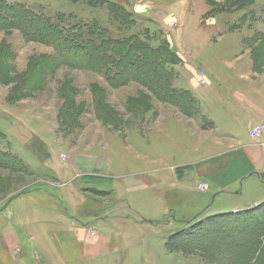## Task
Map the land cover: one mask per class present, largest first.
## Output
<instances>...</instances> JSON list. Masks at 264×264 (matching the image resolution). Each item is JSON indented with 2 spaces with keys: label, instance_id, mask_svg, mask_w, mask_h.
Masks as SVG:
<instances>
[{
  "label": "rangeland",
  "instance_id": "1",
  "mask_svg": "<svg viewBox=\"0 0 264 264\" xmlns=\"http://www.w3.org/2000/svg\"><path fill=\"white\" fill-rule=\"evenodd\" d=\"M2 1L0 153L22 165L0 168V264H220L196 248L212 251L223 240L214 231L230 214L264 209L262 201L232 210L264 191V154L248 176L253 167L242 147L196 154L197 147L220 142L228 149L232 142L214 128L202 145L207 137L195 121L151 87H112L100 74L64 65L52 46L29 40L6 17L8 6L21 4L53 20L64 15L71 26L96 21L115 39L137 35L165 45L179 59L167 63L173 86L184 90L186 66L218 71L245 49L264 76V0H107L126 12L123 20L106 4L90 5L97 0ZM166 108L182 123L165 120ZM238 132L250 143L248 131ZM184 163L196 164L180 177ZM229 185L238 194L219 197ZM180 234L186 251L168 248Z\"/></svg>",
  "mask_w": 264,
  "mask_h": 264
},
{
  "label": "trees",
  "instance_id": "2",
  "mask_svg": "<svg viewBox=\"0 0 264 264\" xmlns=\"http://www.w3.org/2000/svg\"><path fill=\"white\" fill-rule=\"evenodd\" d=\"M89 3L94 6L106 4L114 20H123L126 16L117 2L97 0L93 4L92 1ZM3 6L7 5L0 0V7ZM8 7L10 10L7 11L6 19L14 20V24L23 29L29 40L52 46L62 64L100 74L112 87L124 86L132 81L143 83L148 88L151 87L159 100L180 108L189 117L196 115L195 99L191 92L173 86V69H168L167 63L170 59H179L167 46L155 47L149 40H143L137 35L115 39L96 21L83 26H71L66 24L64 15L53 20L42 13L34 14L21 4ZM140 76L145 80L142 81ZM21 165L11 154L0 153V168L15 171ZM257 211L260 215L254 214ZM248 212L240 215L235 212L234 216L230 214L223 219L224 224L214 229V234L223 240L212 251L201 248L196 250L206 260L220 264H264V209L260 211L258 207L253 213ZM204 230V235L211 234L208 228L205 227ZM176 240L179 241L175 244L173 241L167 243V247L186 251L187 238L180 234ZM192 241L195 242L194 239Z\"/></svg>",
  "mask_w": 264,
  "mask_h": 264
},
{
  "label": "crops",
  "instance_id": "3",
  "mask_svg": "<svg viewBox=\"0 0 264 264\" xmlns=\"http://www.w3.org/2000/svg\"><path fill=\"white\" fill-rule=\"evenodd\" d=\"M249 52L250 49H245L241 55L232 57L234 63H231L229 60H223L226 61V63H224L225 65L218 71L210 72V69L206 70L204 68L195 70L193 67L186 66L188 67L191 82L189 81L188 85L186 82L182 84L179 82L180 88L191 92L195 99V107L198 108L197 110H200L198 113L196 112V115L189 117L190 120L193 122L195 121L194 124L196 125L197 132L202 133H198V135L201 134L202 136L205 135L209 137L211 132L212 135L215 134L216 130L213 131L214 128H216L218 132L224 130V135L228 138L227 142H232L229 146H235L234 148L228 147V149H226L222 147L219 149L218 146H220L221 143L217 142V146H215V144L213 145L215 147H202V149L197 147L194 149V152L197 154L201 151H205L208 154L211 152L214 153L215 150L227 152L234 151L237 147H242L247 160L252 163L253 167L247 176L255 173L254 169L257 167L262 154H264V133L258 138L250 137L251 127L255 123L264 122V76L261 74L262 67L255 65L249 58ZM201 72L205 73L206 80L203 82L200 77ZM210 75L213 76L214 80ZM209 77H211V79ZM165 110L168 112V116L165 117V120L173 121L174 123H182L181 120L183 118L178 116L180 113L175 111L176 109L166 108ZM199 119L205 121V124H201L202 127L199 126ZM239 128H244L248 131L250 143L243 144L241 135L238 132ZM185 134L186 137H189L188 141H191L193 137L191 135L189 136L187 132ZM208 137L206 141L202 138L199 142L202 145L209 144ZM150 140L151 139L148 138L147 142L152 147V142L150 143ZM214 154L206 156L205 159L207 160L210 157H214ZM148 161L150 166L151 160L149 159ZM235 161L236 157H233L231 161L227 158L224 159V164L234 163ZM237 161L241 162L243 160L238 157ZM194 164L196 163H184L179 165V167H177L179 171L177 172L180 177L184 176L185 172L191 170L190 168H192ZM226 181L231 180L227 179ZM197 183H199V181ZM230 185L228 188H222L218 196L227 199L238 194L230 190ZM226 189L228 190L226 191ZM262 201H264V191L259 197L255 196L248 199L244 204H237L232 210L249 209Z\"/></svg>",
  "mask_w": 264,
  "mask_h": 264
},
{
  "label": "built area",
  "instance_id": "4",
  "mask_svg": "<svg viewBox=\"0 0 264 264\" xmlns=\"http://www.w3.org/2000/svg\"><path fill=\"white\" fill-rule=\"evenodd\" d=\"M264 133V122L255 123L250 129V137L258 138ZM199 188L205 189L203 184H199Z\"/></svg>",
  "mask_w": 264,
  "mask_h": 264
}]
</instances>
